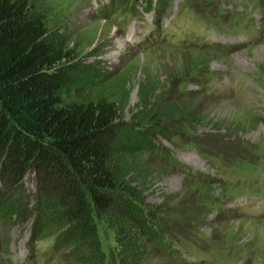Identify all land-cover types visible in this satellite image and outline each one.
Masks as SVG:
<instances>
[{
  "label": "rangeland",
  "instance_id": "1",
  "mask_svg": "<svg viewBox=\"0 0 264 264\" xmlns=\"http://www.w3.org/2000/svg\"><path fill=\"white\" fill-rule=\"evenodd\" d=\"M26 1L65 53L64 104L115 102L107 166L126 188L81 238L32 174L2 182L0 264H264V0H133L132 19Z\"/></svg>",
  "mask_w": 264,
  "mask_h": 264
},
{
  "label": "trees",
  "instance_id": "2",
  "mask_svg": "<svg viewBox=\"0 0 264 264\" xmlns=\"http://www.w3.org/2000/svg\"><path fill=\"white\" fill-rule=\"evenodd\" d=\"M28 6L0 0V185L32 174L36 194L84 238L92 212L105 211L111 194L126 188L125 176L107 166L118 108L102 98L64 104L65 53Z\"/></svg>",
  "mask_w": 264,
  "mask_h": 264
},
{
  "label": "bare ground",
  "instance_id": "3",
  "mask_svg": "<svg viewBox=\"0 0 264 264\" xmlns=\"http://www.w3.org/2000/svg\"><path fill=\"white\" fill-rule=\"evenodd\" d=\"M146 1H147V0H142L143 4H145V3H146Z\"/></svg>",
  "mask_w": 264,
  "mask_h": 264
}]
</instances>
